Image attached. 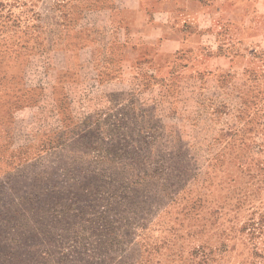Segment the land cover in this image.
Here are the masks:
<instances>
[{
  "label": "rangeland",
  "instance_id": "obj_1",
  "mask_svg": "<svg viewBox=\"0 0 264 264\" xmlns=\"http://www.w3.org/2000/svg\"><path fill=\"white\" fill-rule=\"evenodd\" d=\"M113 2L0 0V264H264V0H163L179 45L82 85Z\"/></svg>",
  "mask_w": 264,
  "mask_h": 264
},
{
  "label": "crops",
  "instance_id": "obj_2",
  "mask_svg": "<svg viewBox=\"0 0 264 264\" xmlns=\"http://www.w3.org/2000/svg\"><path fill=\"white\" fill-rule=\"evenodd\" d=\"M163 7V0H114L109 7L83 9L80 15L85 17L96 15L116 19L109 24L102 22L97 26H82L76 37L68 36V39H72L71 45H75L71 50L78 56L77 64L70 63L68 74H83L85 79L82 85L92 81L94 86L111 89L125 80L128 66L141 68L148 64L146 56L149 50L158 48L159 53L160 50L172 52L179 41L171 33L169 14ZM135 53L140 58L133 60ZM153 73L160 82V66ZM136 76L141 81L140 85L149 79L148 72L140 71ZM71 82L68 80L67 84ZM131 93L112 91L106 95L109 98L126 97Z\"/></svg>",
  "mask_w": 264,
  "mask_h": 264
}]
</instances>
